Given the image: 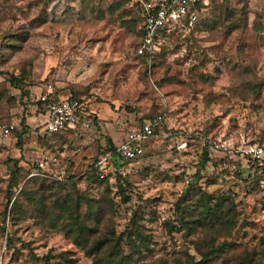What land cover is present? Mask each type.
Listing matches in <instances>:
<instances>
[{
  "label": "rangeland",
  "instance_id": "rangeland-1",
  "mask_svg": "<svg viewBox=\"0 0 264 264\" xmlns=\"http://www.w3.org/2000/svg\"><path fill=\"white\" fill-rule=\"evenodd\" d=\"M116 1L0 0V124L16 130L34 116L21 151H31L22 146L34 137L60 154L64 170L61 187L27 179L31 161L0 146L2 264H264V155L238 152L264 142V0H209L192 27L170 29L150 66L134 53L138 7ZM45 84L59 97L81 98L91 113L88 128L54 136L50 146L37 103ZM159 113L164 129L122 164L131 187L88 178L100 151ZM6 138L14 131L0 134ZM220 143L231 152L215 148ZM201 162L202 178L191 185ZM15 164L25 175L9 191ZM73 185L85 196L78 210L56 209L54 197ZM199 189L233 203L230 222L177 221L180 198L191 205L190 220L197 216ZM71 223L86 226L83 239ZM220 244L223 252L201 261Z\"/></svg>",
  "mask_w": 264,
  "mask_h": 264
},
{
  "label": "built area",
  "instance_id": "built-area-1",
  "mask_svg": "<svg viewBox=\"0 0 264 264\" xmlns=\"http://www.w3.org/2000/svg\"><path fill=\"white\" fill-rule=\"evenodd\" d=\"M133 1L140 6L143 17L142 36L135 51L136 55L155 54L159 50L160 43L155 41V38L161 30L186 25L192 27L199 20V14L209 2V0ZM37 100L44 115V136L49 139L57 132L88 128L90 125L91 113L87 111V106L83 101L70 97H59L53 92L50 84L43 86ZM164 120V114L157 115L152 120H145L139 126L128 130L115 150H106L99 154L94 162L98 176L103 179L109 174L124 175L122 164L144 154L145 145L152 139L155 128ZM14 127V124H0V134L7 137ZM51 144L50 140L48 145ZM224 147L225 145L221 143L215 145V148L226 151ZM41 149L30 170V176L61 180L64 170L61 168L60 154L52 152L47 147ZM238 152H242L250 159H259L264 155V142L245 143ZM0 264H2V251L0 252Z\"/></svg>",
  "mask_w": 264,
  "mask_h": 264
},
{
  "label": "trees",
  "instance_id": "trees-1",
  "mask_svg": "<svg viewBox=\"0 0 264 264\" xmlns=\"http://www.w3.org/2000/svg\"><path fill=\"white\" fill-rule=\"evenodd\" d=\"M124 1H126V0H117L115 2V5L116 4L118 5V4H120L121 2H124ZM135 5L138 7L139 20H140V23H142L143 17H142V14H141L140 6L138 4H135ZM169 34H170V28H165V29L161 30L158 33V35L155 38V41L160 42L159 43V49H160V46L162 45V40L164 38H166ZM141 36H142V30H141V26H140L139 39L141 38ZM138 43H139V41H138ZM137 46H138V44H137ZM137 46L134 49V53L136 51ZM158 53H159V50L156 51V53L153 54V55H149V54L136 55V53H135V56L140 58L141 60L144 61L145 64L150 66L151 62L156 58ZM16 81H18L17 78H16ZM23 95L24 96H28L29 94L27 92H25V94H23ZM70 98L77 99V100H82L81 98H78L76 96L75 97H70ZM37 103H38V105H40L38 100H37ZM161 114H163V113H159L157 115H161ZM157 115L149 116L145 120H152ZM27 117H28V115L27 116H23L20 119V121H19V124L17 126L18 128L16 130H13L14 131V138L17 139V143L16 144L22 145V144H25L27 142V138L24 137L28 133V130H29V127H28V125L26 123V118ZM145 120H143L142 122H144ZM142 122H140L137 126H139ZM163 124L164 123H161L160 125H158L155 128L152 138L158 136V134H160V132L164 129L163 128ZM14 129H15V127H14ZM67 131H69V130H67ZM65 132L66 131H61V132H57V133L53 134L52 137H51V140L53 139L54 136H58V135L64 134ZM46 138L47 137L42 136V139L45 142L44 143L45 145H43V146H50V145H48V141L50 139L49 138L46 139ZM116 146L117 145L111 144L108 148H105L104 150L100 151L99 154H101L103 151H106V150L107 151L108 150H115ZM207 152H208V150L205 149V151H204V159H203L205 161H208V158L206 157ZM134 160H136V159H134ZM134 160H132V161H134ZM132 161H129V162H132ZM203 162H201V164L197 165L196 172L192 176L191 182L189 184L196 185V183L202 178L200 167H202V165H203L202 163ZM33 166H34V164L32 165V167ZM15 167H16V169L11 173V176H10L11 180H10V185H9V191H10L11 186H14V185L17 184L16 183L17 182V178L19 176H21V175H23V176L25 175V173L21 172V170L17 166V164H15ZM249 169L253 170V174H251V172L247 173V176L251 178V177L255 176V174L257 173L258 169H257V167L254 166V164L251 165ZM30 170H28L26 172V175L29 176V178H27V179L38 180V181H41L42 184L43 183H49V184H51L50 186H53V185L55 186L56 185V186L61 187V186L64 185L63 181H59V180H55V179L42 178V177H39V176H30ZM86 174H87L88 178L92 182H97L98 184L102 183V184H104L106 186V188H108L109 179H111V178H115L117 184H119L120 186L124 185L127 188L131 187V183L128 181V179L123 177V176H121L120 174H113V176H109L110 178L107 176L106 178L101 179L98 176L97 172H96V167H95L94 163L90 164L89 169L87 170ZM237 176L239 177V174H237ZM24 186L25 185H23L21 187V189H20V193H22L21 195H24V193L26 194ZM125 190H126V188H121V190H120V196L124 200L126 199ZM198 191H199V195H197V200H196V202L198 204H197V206L194 207V210L198 211L197 216L195 218H193L192 220H190L191 205L189 203L185 202L184 198L183 199L180 198L179 200H177L174 203V206H173L174 212H175L176 217H177V221H179L181 224H185V226H186V224L194 223V224H197V227L198 226H201V227L213 226L214 228H218L219 224H223L224 225L225 221L226 222H230V220H231L230 212H231V209H232L231 207L233 205V203L231 201L227 202L225 204V202L227 201V198H225V197L221 196V197H217L215 200H213L212 199L213 198L212 195L205 193L201 189H199ZM183 193L184 194H189V189H185ZM9 194H10V192H9ZM83 198H85V196L83 195V191L81 189H79V188H76V186L73 185L71 190H69L66 193L58 192V195L56 197H54V199H53V201L55 203L54 207L56 209H58V210H61V211L68 210V209H70L72 212L75 209L77 211L78 210V205L80 203V200H82ZM8 200H10V199H8ZM16 201L12 203V208L13 209L16 207V205L18 203ZM224 205H228V208L225 209ZM75 224L76 223H71L70 224L71 228L76 233L75 239L76 240H81V239H83V232L86 229V226L84 224H82V223H78L77 225H75ZM168 225L171 226V224H168ZM141 241H142V238H141ZM94 246L96 247V250H97V249H99V248L104 246V241L97 242L96 244H94ZM223 249H224L223 244H220L219 246H216V247H212L211 248L212 252H210L209 255H213V256L210 258V257H208V255H206L205 258L202 259L201 261L202 262H208L209 259L211 260L213 257H215V255L218 252L219 253L223 252ZM117 255L119 256L120 254H117ZM45 258H47V257H45ZM117 261H118V263L119 262L120 263L124 262V257L120 256L119 258H117Z\"/></svg>",
  "mask_w": 264,
  "mask_h": 264
},
{
  "label": "crops",
  "instance_id": "crops-1",
  "mask_svg": "<svg viewBox=\"0 0 264 264\" xmlns=\"http://www.w3.org/2000/svg\"><path fill=\"white\" fill-rule=\"evenodd\" d=\"M41 91V90H40ZM40 116L42 117V120H41V122H42V132H41V136H44V132H43V120H44V115H43V113H40ZM33 121L34 120V116H31L29 119H28V124L31 126V122L30 121ZM27 124V125H28ZM40 124H38V125H36V126H39ZM71 130H74V129H71ZM71 130H69V131H71ZM66 132H67V130H66ZM8 137V136H7ZM123 138H124V136H123ZM122 138V139H123ZM47 139V138H46ZM122 139L120 140V142L122 141ZM50 140H51V138H50ZM49 140V141H50ZM48 141V142H49ZM51 142H52V140H51ZM119 142V143H120ZM17 143V139L16 138H6V139H0V146H3V148H5V147H9L10 148V151L11 152H15V151H17V153L19 152V154H20V152H22L25 156V158H21L20 160L22 161V160H24V159H29L30 161H31V163H32V165L34 164V162H35V160H36V158H37V156L40 154V152H41V148H42V146H40L39 147V144L37 143V139H35L34 137L31 139V141H30V146H28V145H24V146H22V149H24V150H27V149H31V151H21V145H18V144H16ZM118 143V144H119ZM118 144H115V145H118ZM52 145V144H51ZM30 147V148H29ZM37 147V148H36ZM48 148V147H47ZM21 153V154H22ZM20 158V157H19ZM23 164H26V163H23Z\"/></svg>",
  "mask_w": 264,
  "mask_h": 264
}]
</instances>
